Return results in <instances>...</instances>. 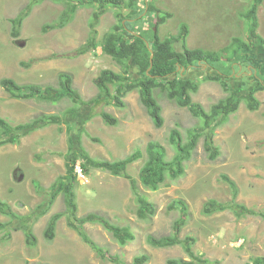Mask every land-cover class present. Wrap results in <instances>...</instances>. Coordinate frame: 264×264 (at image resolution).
Segmentation results:
<instances>
[{"label": "rangeland", "instance_id": "obj_1", "mask_svg": "<svg viewBox=\"0 0 264 264\" xmlns=\"http://www.w3.org/2000/svg\"><path fill=\"white\" fill-rule=\"evenodd\" d=\"M30 1L0 0V80L8 77L19 83L58 86L59 73L68 72L72 74L73 85L83 100L96 97L99 89L94 80L100 71L106 68L121 70L100 46L79 53L87 45L96 6H81L64 27L44 30L47 24L58 21L66 6L54 0H41L25 18L18 35H14L12 19ZM150 1L154 11H149L146 6L143 9L142 0L140 7L134 9L109 7L97 25V41L100 42L118 22L117 14L144 32L145 29L151 30L154 20L165 12H171L172 17L160 27L161 37L176 34L180 25L187 23L190 27L187 45L190 48L219 50L235 36L248 37L243 15L253 0ZM258 17V31L264 37V2L259 7ZM261 48L242 58L253 69L249 77H243L246 73L241 74L238 67L234 71V62H237L234 61L218 66L221 72L230 76L224 78H229L234 86L242 84L244 92H248L255 82L264 84V59H257L264 56ZM23 62H31V65ZM131 70L138 75L135 66ZM210 72L215 71L195 68L185 76L200 78ZM226 95L221 83L212 80L203 82L193 99L209 110ZM256 95L261 101L258 110L252 111L241 103L239 109L215 130L214 139L220 150L216 159L208 157L204 137H201L185 162L184 175L168 178L157 190L148 189L139 181L140 170L147 159V143L159 141L171 159L175 148L169 142L170 130L178 125L186 140L187 130L200 123L188 108L169 100L165 94L159 95L165 118L161 128L154 125L139 91L134 90L124 98L125 107H116L106 101L86 104L78 112L67 115L63 122L41 127L23 136L17 144L0 145V196L17 214L10 216L0 212V221L10 222L6 229L9 231L0 233V264H115L101 258L68 225L63 195L53 197V185L66 173L67 125L71 127L77 150L82 149L94 158L116 160L127 157L137 148L143 151V156L131 163L127 170L138 180L140 191L156 205V214L151 219L138 217V205L128 178L90 168L87 179L78 181L76 186L79 216L100 213L118 225H128L134 233V237L122 245L101 224L86 223V231L109 255H119L130 263L136 255L147 253L150 260L146 264H167L171 258L190 259L183 244L154 247L147 240L150 234L172 233L180 211H169L168 206L183 200L188 206V218L180 231V238L193 236L192 249L196 254L222 264H256L255 258L264 256V218L239 216L232 209L211 215L203 211L205 203L212 198L223 202L231 200L230 187L221 179L222 174L229 175L237 183L238 202L264 210V89ZM72 105L70 98L59 102L12 98L0 84V112L13 124L41 114L62 116ZM101 111L116 116L118 124L105 123ZM51 218H57L56 236L48 240L44 231ZM23 223H32L38 238L35 246L26 245L24 231L15 228Z\"/></svg>", "mask_w": 264, "mask_h": 264}, {"label": "trees", "instance_id": "obj_2", "mask_svg": "<svg viewBox=\"0 0 264 264\" xmlns=\"http://www.w3.org/2000/svg\"><path fill=\"white\" fill-rule=\"evenodd\" d=\"M41 0H31L21 12L12 19L14 35H18L19 30L30 14L35 4ZM65 4V9L57 22H52L44 27V30L62 28L74 17L76 11L81 6L95 5L90 21V35L85 48L79 51L84 53L89 49H97L99 46L103 52L113 58L121 70L103 69L95 78V84L99 89V94L90 99L83 100L78 90L73 85V76L68 72H60L58 75L59 84L43 85L37 83H19L13 78L4 77L0 80L1 86L16 99H37L50 102H59L64 98H70L74 105L69 106L60 116L59 114H41L29 121L13 124L0 112V145L17 144L23 136L53 123H61L69 114L76 113L83 105L91 103H112L116 107H125L124 98L134 90H138L141 101L146 107L153 123L161 128L164 125L163 106L159 101V95L165 94L169 100L175 101L181 107L188 108L191 113L200 121L187 130L185 140L180 128L177 126L170 130L169 142L175 148V155L169 159L166 147L159 141L151 140L147 143V159L139 173L140 183L152 190H157L168 178L176 179L184 175L185 162L189 160L195 151L199 139L204 137V147L208 157L216 159L220 154L219 147L215 143V130L235 113L242 102H245L248 109L255 111L261 101L256 93L264 89V85L259 83L252 86L248 92H243L242 85L233 86L227 79L223 78V73L218 67L225 62H234L243 58L244 53L264 49V37L258 32L259 18L258 9L264 0H253L250 7L244 13L247 20V39L235 36L230 43L219 50H208L203 48H190L187 45V37L190 27L187 23H182L176 34H171L164 38L160 35V27L172 17L171 12L159 15L151 25V30L144 32L136 28L135 24L127 21L120 14H117L118 22L107 31L100 42L97 41V25L101 16L111 6L129 7L134 9L140 7L141 0H54ZM143 9L149 7V11H154L155 7L150 0H142ZM140 4V5H139ZM140 15V14H139ZM138 15V16H139ZM125 20V22H124ZM137 21V19H136ZM131 23V25H130ZM148 29V28H147ZM179 44V46H178ZM257 58V57H256ZM263 60L264 56L257 58ZM248 61L246 60V63ZM31 65V62L25 63ZM237 63V62H234ZM241 65H243L241 63ZM247 65V64H246ZM135 66L139 71L138 75L132 73L131 68ZM205 66L215 71L202 77H186V73L195 68L204 69ZM134 74V75H133ZM218 81L221 83L227 95L214 103L209 110L194 101L193 94L198 92L200 86L206 81ZM112 88L114 91H112ZM1 111V108H0ZM105 123L117 125L119 120L116 116L107 111H101ZM68 133V153L66 156V173L60 176L53 185V197L62 194L65 202L64 215L67 223L75 229L83 241L88 244L103 259H109L115 264H146L150 260V255L142 253L133 258L128 263L119 255L108 254L107 250L98 244L86 231V223H99L122 245H125L134 237L132 229L128 225H118L100 213L91 212L84 216L78 215V202L76 186L78 176L75 170L76 165H80L85 173H89L90 168L108 171L115 176L128 178L131 182L135 199L138 205L137 215L141 219H151L156 214V205L140 191L138 180L128 172V166L143 156V151L137 148L133 153L122 159L106 160L97 159L90 156L84 150H77L74 138L71 135V127H66ZM97 140V138H93ZM221 179L226 182L231 190L230 201H220L217 199L208 200L203 208L207 215L227 209L234 210L239 216L253 215L264 218V210H256L237 201L239 188L235 180L229 175L222 174ZM178 209L180 217L174 221L173 231L170 234L155 236L148 235V243L154 247H171L183 244V247L190 260L168 259L167 264H222L220 261L211 262L201 255L196 254L192 249L195 238L191 235L180 238V231L188 218V206L183 200L173 202L168 206V210ZM0 212L10 216H17L11 205L0 196ZM10 226V222L0 221V233ZM22 229L25 233V242L28 246H35L38 242L32 223H23L15 227ZM57 218H51L44 231V236L48 240H53L56 236ZM256 264H264V256L255 258Z\"/></svg>", "mask_w": 264, "mask_h": 264}, {"label": "clouds", "instance_id": "obj_3", "mask_svg": "<svg viewBox=\"0 0 264 264\" xmlns=\"http://www.w3.org/2000/svg\"><path fill=\"white\" fill-rule=\"evenodd\" d=\"M264 2V1H263ZM146 7H148V6H146ZM260 7V6H259ZM259 10V9H258ZM259 18V17H258ZM246 19V18H245ZM247 21V20H246ZM259 24H260V22H259ZM259 27H260V25H259ZM258 30H259V28H258ZM259 32V31H258ZM227 46V45H226ZM246 53H249V52H246ZM246 53H244V55H243V58H244V56H245V54ZM245 59V58H244ZM244 59H240V60H238L237 61V63H235L236 64V66L233 68L234 69V71H235V68L236 67H238L239 69H240V73L241 74H243V73H246V75L245 76H243V77H249L250 76V74L252 73H250V71H253V69H251L250 68V64H249V62H247L246 63V60H244ZM241 63L243 64V65H241ZM223 64V63H222ZM247 64V65H246ZM221 65V64H220ZM206 68H210V67H207V66H205V68L204 69H206ZM212 69V68H211ZM211 73V72H210ZM223 73V72H222ZM207 74H209V73H207ZM224 76L225 77H227L228 75H226L225 73H223V78H224ZM228 77H230V76H228ZM225 79H227L229 82H230V80H229V78H225ZM231 83V82H230ZM259 83H261L262 85H264L261 81H259V82H255V83H253V84H251V87L252 86H255V85H258ZM241 84V83H240ZM242 85V84H241ZM234 86V85H233ZM239 86V85H238ZM261 91V90H260ZM244 92V91H243ZM257 96V95H256ZM258 98V97H257ZM242 103H245V102H242ZM259 109V108H258ZM257 109V110H258ZM234 114V113H233ZM232 115V114H231ZM79 169L81 170V172L83 173V175L85 176V177H81L80 175H79ZM75 170H76V172H77V176H78V180L79 181H83V180H85V179H87V176H86V173L83 171V169H82V167H81V165H80V162H78L77 163V165H76V168H75ZM127 172H128V170H127ZM122 177V176H121ZM142 254V253H141ZM137 256V255H136ZM191 259V258H190ZM190 259H187V260H190Z\"/></svg>", "mask_w": 264, "mask_h": 264}, {"label": "built area", "instance_id": "obj_4", "mask_svg": "<svg viewBox=\"0 0 264 264\" xmlns=\"http://www.w3.org/2000/svg\"><path fill=\"white\" fill-rule=\"evenodd\" d=\"M79 175L83 178V177H85L84 175H83V173L81 172V170L79 169Z\"/></svg>", "mask_w": 264, "mask_h": 264}]
</instances>
